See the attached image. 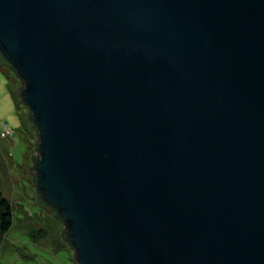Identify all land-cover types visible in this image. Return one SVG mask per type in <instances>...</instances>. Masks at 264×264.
Listing matches in <instances>:
<instances>
[{
	"label": "water",
	"instance_id": "1",
	"mask_svg": "<svg viewBox=\"0 0 264 264\" xmlns=\"http://www.w3.org/2000/svg\"><path fill=\"white\" fill-rule=\"evenodd\" d=\"M0 54L76 263L264 264V0H0Z\"/></svg>",
	"mask_w": 264,
	"mask_h": 264
},
{
	"label": "rangeland",
	"instance_id": "2",
	"mask_svg": "<svg viewBox=\"0 0 264 264\" xmlns=\"http://www.w3.org/2000/svg\"><path fill=\"white\" fill-rule=\"evenodd\" d=\"M18 79L0 62V191L13 209L12 225L0 240V264H78L60 234L63 225L37 204L29 169L37 139L16 94ZM40 226L46 231L37 242L29 230Z\"/></svg>",
	"mask_w": 264,
	"mask_h": 264
},
{
	"label": "trees",
	"instance_id": "3",
	"mask_svg": "<svg viewBox=\"0 0 264 264\" xmlns=\"http://www.w3.org/2000/svg\"><path fill=\"white\" fill-rule=\"evenodd\" d=\"M0 62L7 69H9L10 71H13L15 73V75L17 76V74L13 70V68L11 66H9V64L5 60H3L1 54H0ZM18 80H19L20 86L16 89V94H17V96H18V98L20 100L19 101L20 104H23L24 105V102L22 101V99L20 97V94H19V92L23 88V85H22L23 82L20 79H18ZM27 117L29 118V121L32 124V117L30 116V113H27ZM31 128H32L33 132H35V134L37 136L36 128L33 125L31 126ZM37 141H38V139H37ZM36 145H37V142H36V144L34 146L35 151H37L36 150ZM36 156H37V154L31 155L32 162L34 161V159L36 158ZM33 169H34V162H33L32 167H31L32 174H33V178L32 179H33V182H34L35 173H33ZM37 198H38V196H37ZM37 204L46 211V214L48 215V217L54 218L57 222L60 223V226H61L62 223L60 222L59 218H57L55 209H53L52 207H48L45 203L38 202V199H37ZM12 215H13V209H12V206H11V202H10V200L8 198L4 197L2 195V193H1V191H0V240L4 237V235L6 234V231L12 225V222H13ZM45 229H46V227L43 228L42 226H40V228H34V227H32L29 230V235L31 236V239L32 240H35L36 239V241L38 242V240L41 239V237L43 235H45L44 234V232L46 231ZM61 233L63 234V241H65L66 244L70 247L68 241H66V236H65L66 229L62 228L60 234Z\"/></svg>",
	"mask_w": 264,
	"mask_h": 264
}]
</instances>
